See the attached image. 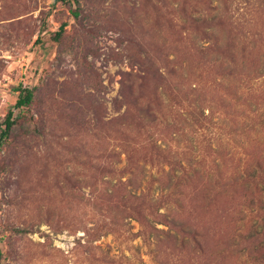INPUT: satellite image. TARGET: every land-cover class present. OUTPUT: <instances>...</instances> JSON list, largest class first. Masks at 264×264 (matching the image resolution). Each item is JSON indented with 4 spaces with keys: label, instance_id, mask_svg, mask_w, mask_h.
<instances>
[{
    "label": "rangeland",
    "instance_id": "374dc122",
    "mask_svg": "<svg viewBox=\"0 0 264 264\" xmlns=\"http://www.w3.org/2000/svg\"><path fill=\"white\" fill-rule=\"evenodd\" d=\"M18 86L0 264L264 250V0H0V123Z\"/></svg>",
    "mask_w": 264,
    "mask_h": 264
},
{
    "label": "trees",
    "instance_id": "16d2710c",
    "mask_svg": "<svg viewBox=\"0 0 264 264\" xmlns=\"http://www.w3.org/2000/svg\"><path fill=\"white\" fill-rule=\"evenodd\" d=\"M62 3H68L73 2L74 4L78 5V0H58ZM78 10L75 8V10L72 11V16L74 18L78 17ZM65 24H62L59 28L58 32H56L55 37L56 39L60 37L62 32L64 31ZM40 43V40L37 42ZM13 91L17 93V99L15 104L11 107V110H9L3 121L0 123V146L3 144V142L8 138L10 130L15 124L14 119V111L21 110L23 108L28 107L32 100H33V91L22 86H18L13 88ZM243 239H241L242 241ZM253 240L255 238L253 237ZM239 243L231 242V247L236 248ZM244 249L246 250L247 254L255 255L256 258L251 261V264H264V250H262L261 246H250L249 244H243Z\"/></svg>",
    "mask_w": 264,
    "mask_h": 264
}]
</instances>
